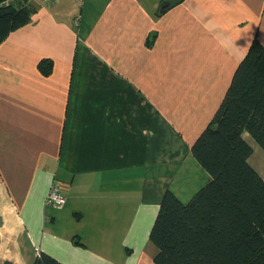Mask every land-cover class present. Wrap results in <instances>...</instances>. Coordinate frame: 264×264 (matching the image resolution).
Masks as SVG:
<instances>
[{
	"label": "crops",
	"instance_id": "crops-1",
	"mask_svg": "<svg viewBox=\"0 0 264 264\" xmlns=\"http://www.w3.org/2000/svg\"><path fill=\"white\" fill-rule=\"evenodd\" d=\"M28 3L0 44V192L27 250L0 264H153L164 194L187 203L210 179L190 147L253 39L264 48V0ZM241 137L264 181L263 149ZM54 182L61 209L45 204Z\"/></svg>",
	"mask_w": 264,
	"mask_h": 264
},
{
	"label": "trees",
	"instance_id": "trees-1",
	"mask_svg": "<svg viewBox=\"0 0 264 264\" xmlns=\"http://www.w3.org/2000/svg\"><path fill=\"white\" fill-rule=\"evenodd\" d=\"M28 2L0 0V44L30 22ZM51 65L41 60L37 68L48 75ZM243 131L264 151V48L256 38L190 147L208 183L187 203L170 191L161 200L148 236L157 249L153 264H264V181L247 163ZM32 264L61 263L40 252Z\"/></svg>",
	"mask_w": 264,
	"mask_h": 264
},
{
	"label": "rangeland",
	"instance_id": "rangeland-1",
	"mask_svg": "<svg viewBox=\"0 0 264 264\" xmlns=\"http://www.w3.org/2000/svg\"><path fill=\"white\" fill-rule=\"evenodd\" d=\"M17 227L18 225L16 222L12 227L0 229V262L2 259L11 257V254L13 252H18L19 249L27 250V247L24 246L26 244L23 235L19 233L20 235L18 236L17 231L14 230Z\"/></svg>",
	"mask_w": 264,
	"mask_h": 264
},
{
	"label": "built area",
	"instance_id": "built-area-1",
	"mask_svg": "<svg viewBox=\"0 0 264 264\" xmlns=\"http://www.w3.org/2000/svg\"><path fill=\"white\" fill-rule=\"evenodd\" d=\"M29 1H39L41 3H47V2H50L52 0H29ZM65 201L66 200H65V197L63 195L60 184L57 182H54L51 185V187L47 193V196L45 198V204L48 206L55 207L57 209H61L64 207Z\"/></svg>",
	"mask_w": 264,
	"mask_h": 264
},
{
	"label": "bare ground",
	"instance_id": "bare-ground-1",
	"mask_svg": "<svg viewBox=\"0 0 264 264\" xmlns=\"http://www.w3.org/2000/svg\"><path fill=\"white\" fill-rule=\"evenodd\" d=\"M0 216H2L4 220L5 228L14 226L17 221L14 209L12 208L11 205H9L7 199L4 198L1 192H0Z\"/></svg>",
	"mask_w": 264,
	"mask_h": 264
},
{
	"label": "water",
	"instance_id": "water-1",
	"mask_svg": "<svg viewBox=\"0 0 264 264\" xmlns=\"http://www.w3.org/2000/svg\"><path fill=\"white\" fill-rule=\"evenodd\" d=\"M2 225V220H1V217H0V226ZM2 264H12L9 260H4L2 262Z\"/></svg>",
	"mask_w": 264,
	"mask_h": 264
}]
</instances>
